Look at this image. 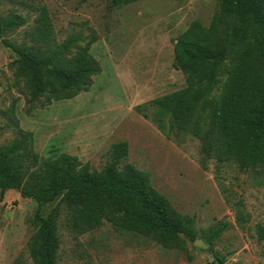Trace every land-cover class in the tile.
Segmentation results:
<instances>
[{"label":"rangeland","instance_id":"374dc122","mask_svg":"<svg viewBox=\"0 0 264 264\" xmlns=\"http://www.w3.org/2000/svg\"><path fill=\"white\" fill-rule=\"evenodd\" d=\"M41 2L55 42L72 37L78 46H88L101 73L87 91L71 100L33 106L13 73L16 55L0 40V146L15 138L10 108L19 128L32 134L33 151L42 158L64 153L100 171L111 146L125 141L126 162L145 172L173 208L192 220L196 240L210 245L201 250L185 240L184 249H165L108 224L75 235L61 216L57 264H218L211 250L225 263L264 264V241L255 235L256 226L264 225V170L242 172L225 166L217 179L214 163L203 160L197 139L190 135L167 139L134 111L185 88V76L172 67L174 42L194 21L209 26L219 0H139L121 7L108 0ZM11 14L22 16L26 24L6 31L3 39L16 46H40L33 41L38 12L14 0H0V17ZM238 204L250 215L243 230L235 221ZM53 206L45 205L42 214ZM36 208L33 200L15 190L0 197V264H32L28 244L37 229ZM217 227L223 232L207 242Z\"/></svg>","mask_w":264,"mask_h":264},{"label":"trees","instance_id":"16d2710c","mask_svg":"<svg viewBox=\"0 0 264 264\" xmlns=\"http://www.w3.org/2000/svg\"><path fill=\"white\" fill-rule=\"evenodd\" d=\"M108 1L121 7L139 0ZM14 2L38 12L33 41L40 46H16L3 39L6 31L24 26L26 19L17 14L0 17V40L16 55L12 69L23 82L28 103L44 107L87 91L101 73L89 47L78 46L72 37L57 44L41 0ZM172 67L185 76V88L138 105L134 111L167 139L171 135L197 139L199 153L214 163L217 179L225 166L263 171L264 0H219L209 26L194 21L175 40ZM8 114L15 138L0 146V197L15 190L37 204V229L28 244L32 264H57L61 216L75 235L108 224L165 249H184L185 240H196L192 220L173 208L145 172L126 162L127 142L113 144L105 165L96 171L68 154L38 156L32 134L19 128L13 108ZM201 167L206 170L204 164ZM47 204L54 206L44 216ZM238 205L235 221L243 230L250 215ZM223 229L217 227L207 242L217 239ZM255 235L264 241V225L256 226ZM211 253L218 264L225 263Z\"/></svg>","mask_w":264,"mask_h":264},{"label":"water","instance_id":"95a60500","mask_svg":"<svg viewBox=\"0 0 264 264\" xmlns=\"http://www.w3.org/2000/svg\"><path fill=\"white\" fill-rule=\"evenodd\" d=\"M193 245L201 250H207L210 245L206 244L204 241L198 239L193 242ZM223 264H229V263H223Z\"/></svg>","mask_w":264,"mask_h":264}]
</instances>
